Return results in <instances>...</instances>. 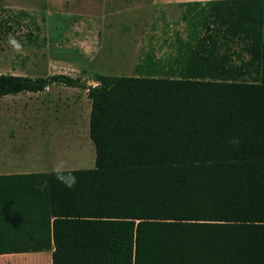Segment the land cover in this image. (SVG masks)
I'll return each instance as SVG.
<instances>
[{"label": "trees", "instance_id": "16d2710c", "mask_svg": "<svg viewBox=\"0 0 264 264\" xmlns=\"http://www.w3.org/2000/svg\"><path fill=\"white\" fill-rule=\"evenodd\" d=\"M247 1L258 4L226 28L248 58L227 70L211 68L200 44L179 71L163 72L149 50L134 74L99 73L96 85L65 73L0 74V98L86 89L96 149L93 168L67 170L72 188L53 171L0 175V254L52 249V264H264V0H234ZM33 16L30 41L42 37Z\"/></svg>", "mask_w": 264, "mask_h": 264}, {"label": "crops", "instance_id": "0c3cea01", "mask_svg": "<svg viewBox=\"0 0 264 264\" xmlns=\"http://www.w3.org/2000/svg\"><path fill=\"white\" fill-rule=\"evenodd\" d=\"M257 4L249 1L236 3L234 0H55L54 10H49V13L65 16L68 21V25L61 28L58 36L61 38L148 39L146 43L135 46L133 54L136 61L129 67L131 70H135L141 57L151 50L155 54L154 60H161L163 72L168 69L179 71L182 63H188L187 48L193 49L200 44L209 46L211 68L227 70L246 60L248 54L243 50L244 42L239 40L240 35L226 27L233 18L243 19L250 15V7ZM0 6L32 15L43 10L38 6L19 5L12 0H0ZM202 38L208 40H200ZM97 83L95 81L92 85ZM56 86L51 85L41 92H22L1 98L14 99L24 93L36 94L39 98L49 97L57 90ZM64 87L70 92L82 90L81 95L88 97L86 89ZM87 100L90 101L89 98ZM70 104L64 103L61 113V118L73 114L69 127L58 129L42 124L32 128L19 125L15 129L17 135L23 132L31 135H18L8 149L0 146V175L51 172L60 161L65 162L66 170H71L72 151L57 145L63 138L61 135L70 132L80 140L78 150L83 160L95 163L96 149L90 137L91 101L85 126L79 119L74 121L78 107L75 102ZM36 105L45 112L57 104L40 100ZM13 106L19 110V105L14 102L11 105L2 102L4 111ZM52 251L0 254V264H25L28 261L31 262L29 264H52Z\"/></svg>", "mask_w": 264, "mask_h": 264}, {"label": "rangeland", "instance_id": "374dc122", "mask_svg": "<svg viewBox=\"0 0 264 264\" xmlns=\"http://www.w3.org/2000/svg\"><path fill=\"white\" fill-rule=\"evenodd\" d=\"M19 5L38 6L42 11L35 13L41 24V35L45 39L38 38L30 41L28 33L37 31L32 23L33 15L22 16L17 11L4 9L0 6V74H22L30 76H46L56 73H65L79 76L88 84L95 83L96 74L105 75H132L134 70L129 69L136 61L134 55L137 43H146L148 39H83L61 38V28L68 25L65 16L50 14L55 0H12ZM47 10V11H45ZM45 13V14H44ZM44 14V16H43ZM14 37L23 46V51L17 53L9 44V37ZM52 96H41L24 93L18 98H0V146L8 149L18 135L30 136L23 132L15 131L19 125L29 128L36 125L47 124L51 127H69L73 114L61 118L62 105H71L75 102L78 107L77 117L74 121L87 124V113L90 101L88 97L81 95V91L67 90L63 85H57ZM83 93V92H82ZM38 97V98H37ZM40 100L53 101L57 104L52 109L41 111L37 108ZM11 105L18 104L10 109L2 108V102ZM61 106V107H60ZM18 118V119H17ZM15 131V132H14ZM14 132V134H13ZM61 134V133H60ZM63 138L57 144L58 147L68 148L72 151L73 164L71 169L93 168L95 163L85 162L80 155V140L72 132L62 134Z\"/></svg>", "mask_w": 264, "mask_h": 264}, {"label": "clouds", "instance_id": "9594fccd", "mask_svg": "<svg viewBox=\"0 0 264 264\" xmlns=\"http://www.w3.org/2000/svg\"><path fill=\"white\" fill-rule=\"evenodd\" d=\"M9 44L17 53H21L23 51V46L21 45V43L12 36L9 37ZM233 142L238 143V141ZM53 172L55 174V178L60 183L64 184L65 187L72 188L77 183L75 175L66 170V164L64 161L58 162L55 165Z\"/></svg>", "mask_w": 264, "mask_h": 264}, {"label": "bare ground", "instance_id": "6f19581e", "mask_svg": "<svg viewBox=\"0 0 264 264\" xmlns=\"http://www.w3.org/2000/svg\"><path fill=\"white\" fill-rule=\"evenodd\" d=\"M29 263H31V262L28 261V262H26L25 264H29Z\"/></svg>", "mask_w": 264, "mask_h": 264}]
</instances>
